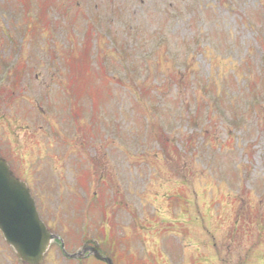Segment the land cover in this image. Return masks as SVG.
Returning <instances> with one entry per match:
<instances>
[{
  "label": "rangeland",
  "instance_id": "rangeland-1",
  "mask_svg": "<svg viewBox=\"0 0 264 264\" xmlns=\"http://www.w3.org/2000/svg\"><path fill=\"white\" fill-rule=\"evenodd\" d=\"M0 80L1 151L67 251L264 264V0H0ZM60 246L43 264H101ZM0 264H23L1 233Z\"/></svg>",
  "mask_w": 264,
  "mask_h": 264
},
{
  "label": "water",
  "instance_id": "water-1",
  "mask_svg": "<svg viewBox=\"0 0 264 264\" xmlns=\"http://www.w3.org/2000/svg\"><path fill=\"white\" fill-rule=\"evenodd\" d=\"M0 230L18 258L27 264H42L52 241L59 238L41 220L26 183L14 175L1 156ZM87 250L83 248L70 256L83 258ZM92 252L97 259L114 264L99 253L98 246Z\"/></svg>",
  "mask_w": 264,
  "mask_h": 264
}]
</instances>
